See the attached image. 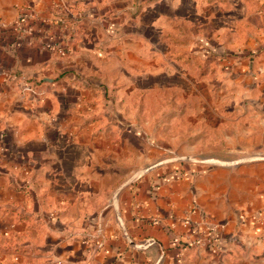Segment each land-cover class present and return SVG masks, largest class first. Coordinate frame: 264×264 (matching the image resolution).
Segmentation results:
<instances>
[{
    "label": "crops",
    "instance_id": "crops-1",
    "mask_svg": "<svg viewBox=\"0 0 264 264\" xmlns=\"http://www.w3.org/2000/svg\"><path fill=\"white\" fill-rule=\"evenodd\" d=\"M15 1L0 72L34 86L0 77V264H264V0Z\"/></svg>",
    "mask_w": 264,
    "mask_h": 264
},
{
    "label": "built area",
    "instance_id": "built-area-1",
    "mask_svg": "<svg viewBox=\"0 0 264 264\" xmlns=\"http://www.w3.org/2000/svg\"><path fill=\"white\" fill-rule=\"evenodd\" d=\"M38 20L37 13L30 9L28 10L27 14L24 16V18L21 19L19 16L17 21L14 23L15 29L17 32L21 35H30L38 37V44L41 48L51 51L55 53L59 57H65L68 55H71L73 53L74 47L72 46L73 42L72 39H69L66 36V30L67 27H63L61 29V33L63 34L60 39L63 41L58 42L57 40L52 39L51 33L44 32L41 28H35L33 24H29L31 21ZM43 23L46 25H52L53 22L42 20ZM60 23L63 24V20H60ZM36 34V35H35ZM0 77L4 78L5 80H21V84L24 86V89L26 91H32V86H34L32 81H29V79H26L24 77L16 76L13 72H0ZM152 243V241H148V244ZM192 245L195 247H202L204 245L203 239L198 238L197 240L192 241Z\"/></svg>",
    "mask_w": 264,
    "mask_h": 264
},
{
    "label": "trees",
    "instance_id": "trees-1",
    "mask_svg": "<svg viewBox=\"0 0 264 264\" xmlns=\"http://www.w3.org/2000/svg\"><path fill=\"white\" fill-rule=\"evenodd\" d=\"M28 10H30V8H25L24 10H21V12L19 13V16L22 18H24V16L27 14ZM60 20H63V24L60 23ZM37 22H40V24H37ZM41 23H43L42 21H31L29 24H33L35 26V28H42L43 31L45 32H48V33H51L52 35V39L53 40H57L58 42H61L63 41L61 38V36L63 35L61 33V29L64 27H67V30L65 31L66 33V36L69 38V39H72V46L74 47V43H75V39H74V35H73V31H74V27H75V24L74 22H69L67 19L65 18H62V17H58V19H56L52 25H50L51 27H53V31L49 28L45 29L44 27L46 26H49V25H46L45 23L42 24L44 25V27L41 26ZM36 35V34H35ZM26 36V35H25ZM29 39H33L32 37L33 36H30V35H27Z\"/></svg>",
    "mask_w": 264,
    "mask_h": 264
},
{
    "label": "rangeland",
    "instance_id": "rangeland-1",
    "mask_svg": "<svg viewBox=\"0 0 264 264\" xmlns=\"http://www.w3.org/2000/svg\"><path fill=\"white\" fill-rule=\"evenodd\" d=\"M12 2L15 3L16 1H15V0H9V3H12ZM252 22H253V20H252ZM217 36H218V35H217ZM150 131H151V135H153V134L155 133L154 136L156 137V134H157L158 131L155 130V131H153L154 133H152V129H150ZM153 162H158V161H155V160H154ZM219 162H220V161H219Z\"/></svg>",
    "mask_w": 264,
    "mask_h": 264
}]
</instances>
